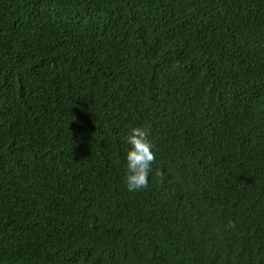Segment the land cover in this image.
Instances as JSON below:
<instances>
[{
    "label": "trees",
    "instance_id": "obj_1",
    "mask_svg": "<svg viewBox=\"0 0 264 264\" xmlns=\"http://www.w3.org/2000/svg\"><path fill=\"white\" fill-rule=\"evenodd\" d=\"M0 264H264V0H0Z\"/></svg>",
    "mask_w": 264,
    "mask_h": 264
},
{
    "label": "clouds",
    "instance_id": "obj_2",
    "mask_svg": "<svg viewBox=\"0 0 264 264\" xmlns=\"http://www.w3.org/2000/svg\"><path fill=\"white\" fill-rule=\"evenodd\" d=\"M124 140L130 147L127 150L125 183L130 191L149 186L150 173L157 153L150 138V129L139 125L131 128Z\"/></svg>",
    "mask_w": 264,
    "mask_h": 264
}]
</instances>
